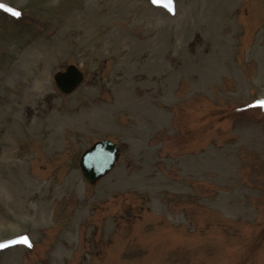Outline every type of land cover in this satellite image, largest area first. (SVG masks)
Returning a JSON list of instances; mask_svg holds the SVG:
<instances>
[{"label":"rangeland","instance_id":"374dc122","mask_svg":"<svg viewBox=\"0 0 264 264\" xmlns=\"http://www.w3.org/2000/svg\"><path fill=\"white\" fill-rule=\"evenodd\" d=\"M169 2L0 0V264H264V0Z\"/></svg>","mask_w":264,"mask_h":264},{"label":"water","instance_id":"95a60500","mask_svg":"<svg viewBox=\"0 0 264 264\" xmlns=\"http://www.w3.org/2000/svg\"><path fill=\"white\" fill-rule=\"evenodd\" d=\"M85 80L84 73L75 66H69L65 72L54 76L57 89L63 95L75 93ZM121 149L116 143L103 140L87 149L80 158V168L85 181L96 185L115 168Z\"/></svg>","mask_w":264,"mask_h":264},{"label":"snow or ice","instance_id":"6c2138e0","mask_svg":"<svg viewBox=\"0 0 264 264\" xmlns=\"http://www.w3.org/2000/svg\"><path fill=\"white\" fill-rule=\"evenodd\" d=\"M153 2H154V3H155V2H158V0H153ZM166 7L172 8L171 0H170L169 4L166 5ZM0 8H3L5 11L10 12V13H11L12 15H14V16L19 17V16L21 15L20 12L15 11L14 9L9 8V7H7V6L3 5V4H0ZM261 106H264V102H262ZM24 242H25V243H29L27 237L24 238ZM29 246H31L30 243H29ZM0 247H2V246H0Z\"/></svg>","mask_w":264,"mask_h":264},{"label":"bare ground","instance_id":"6f19581e","mask_svg":"<svg viewBox=\"0 0 264 264\" xmlns=\"http://www.w3.org/2000/svg\"><path fill=\"white\" fill-rule=\"evenodd\" d=\"M75 22H73V24H74ZM86 23H88V27L87 28H89V26L90 27H92V28H99V25H98V22H97V20L96 19H94V18H87V22ZM49 47V46H48ZM55 47V46H54ZM50 48H51V50H53L52 48L53 47H51L50 46Z\"/></svg>","mask_w":264,"mask_h":264}]
</instances>
